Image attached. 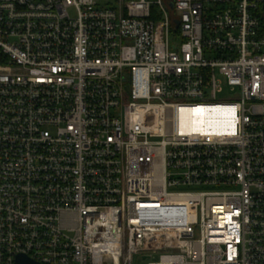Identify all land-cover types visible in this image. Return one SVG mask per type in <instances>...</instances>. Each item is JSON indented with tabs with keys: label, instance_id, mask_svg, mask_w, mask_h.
Listing matches in <instances>:
<instances>
[{
	"label": "built area",
	"instance_id": "1",
	"mask_svg": "<svg viewBox=\"0 0 264 264\" xmlns=\"http://www.w3.org/2000/svg\"><path fill=\"white\" fill-rule=\"evenodd\" d=\"M19 255L264 264V0H0V264Z\"/></svg>",
	"mask_w": 264,
	"mask_h": 264
},
{
	"label": "rangeland",
	"instance_id": "2",
	"mask_svg": "<svg viewBox=\"0 0 264 264\" xmlns=\"http://www.w3.org/2000/svg\"><path fill=\"white\" fill-rule=\"evenodd\" d=\"M97 3L100 5V6H106V5H114L115 4V0H96ZM230 96H229V93L228 92H225L223 93L222 95H219L218 96V100H226L228 99Z\"/></svg>",
	"mask_w": 264,
	"mask_h": 264
},
{
	"label": "water",
	"instance_id": "3",
	"mask_svg": "<svg viewBox=\"0 0 264 264\" xmlns=\"http://www.w3.org/2000/svg\"><path fill=\"white\" fill-rule=\"evenodd\" d=\"M15 264H37V263L33 262L32 260H30L28 257L24 255H19L16 258Z\"/></svg>",
	"mask_w": 264,
	"mask_h": 264
},
{
	"label": "bare ground",
	"instance_id": "4",
	"mask_svg": "<svg viewBox=\"0 0 264 264\" xmlns=\"http://www.w3.org/2000/svg\"><path fill=\"white\" fill-rule=\"evenodd\" d=\"M196 115H199V114H196ZM200 116H201V114H200ZM196 118H197V116H196Z\"/></svg>",
	"mask_w": 264,
	"mask_h": 264
}]
</instances>
